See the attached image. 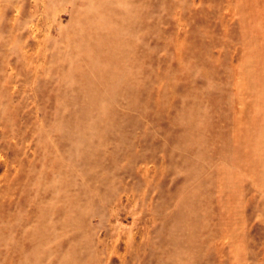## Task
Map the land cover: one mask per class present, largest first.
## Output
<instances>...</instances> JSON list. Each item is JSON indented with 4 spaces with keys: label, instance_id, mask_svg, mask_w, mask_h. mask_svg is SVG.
<instances>
[{
    "label": "rangeland",
    "instance_id": "obj_1",
    "mask_svg": "<svg viewBox=\"0 0 264 264\" xmlns=\"http://www.w3.org/2000/svg\"><path fill=\"white\" fill-rule=\"evenodd\" d=\"M0 264H264V0H0Z\"/></svg>",
    "mask_w": 264,
    "mask_h": 264
}]
</instances>
